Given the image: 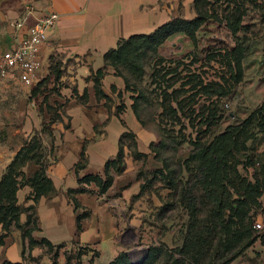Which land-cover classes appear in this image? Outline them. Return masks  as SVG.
<instances>
[{
  "label": "rangeland",
  "instance_id": "1",
  "mask_svg": "<svg viewBox=\"0 0 264 264\" xmlns=\"http://www.w3.org/2000/svg\"><path fill=\"white\" fill-rule=\"evenodd\" d=\"M216 1L212 0L213 9L218 10L222 15L227 4ZM245 3L247 14L242 20L243 28L236 37L223 24L211 20L199 32L197 47L184 34H176L167 40L160 49V55L165 61L164 65H172L176 68L178 63H181L178 73H181L182 76L188 75L187 77H189L190 71L192 75H197L201 80L203 79L205 83L211 81L223 83L229 92L221 98L197 95L194 99L195 104L191 108L195 112L189 110L192 113V120L189 119L190 116L187 118L181 114L179 115L180 121L172 120L166 114L161 115L163 111L154 99L152 90L155 88V84L152 83L151 71L148 70V75L142 86L150 96L151 104L143 105L142 120L146 127L138 121L143 128V134H140L139 137L146 144L148 142L154 143L157 141V134L159 133L163 137L167 149L160 151L159 159L156 158L155 153L150 148L151 154L143 153L145 157L135 159L132 151L126 148L125 171L122 175L120 174L124 179L115 186L119 176L117 173H112L114 176L113 186L104 195L99 193V188L95 187L94 184H78V188L81 186L86 189L85 193H89L92 197L101 198L106 203L107 210L113 216L117 227V244L122 251L129 254L132 264H141L146 259L150 248L160 246H164L163 252L154 264H166L169 257L166 255V251L184 247L188 236L191 221L187 210L179 204L178 198L167 188L164 180L154 179L152 172L163 168L162 161L168 162L171 169L179 171V166L183 165L193 149L189 140H195L199 137L200 142L209 143L214 136L224 132L229 126L243 124L264 103V21H262L264 0H245ZM173 5L166 3L165 6H161V9L166 13L167 22L174 17L181 16L191 19L196 16L193 3L187 6L181 0L180 5L175 3ZM236 48L238 49L235 52L236 57L241 58L242 63L240 82L232 77L233 72L226 67L227 60H221L222 55L230 53ZM77 65L78 63L74 60L65 63L61 56H55L49 62V68L44 67L41 79L34 87L25 88L20 83L14 85L16 89L15 99L7 105L10 106L7 107L9 116L4 121H0V129H4L1 133L0 142L4 150L8 152L7 162L9 159H14L13 154H17L26 143L37 136L41 139L43 147L38 150V153L42 152L45 155L47 171L58 170L68 150L76 151L78 147L86 150L90 144L107 136L105 133L108 134L106 127L109 122L98 123L94 127V135L79 143L80 146L77 143L69 144L64 137L72 125L70 117L65 112L67 104H61L57 98L69 101L66 96L62 95L63 91L66 88L76 90L73 78ZM109 74L112 75V70ZM224 79H226V83ZM180 85L181 82L177 84L176 88H180ZM188 88L190 86H186L185 89ZM191 93L193 92L190 91L188 94L181 95V99ZM132 94V92H124L122 99L114 95L107 102V107L112 110L115 105L123 104L125 107L123 112L127 108L122 114L124 116L127 112L132 111L130 110V106L133 104ZM77 100L80 103L86 101L80 97ZM214 106H217L218 115H221L223 119L219 125L208 130L204 124V119L207 117L208 110L213 109ZM15 107L16 110L18 108L21 110V120L14 123L12 113ZM208 107L210 108L208 109ZM118 119L124 131L133 132L125 119L122 117ZM125 143L129 145L131 142L126 140ZM246 147L247 150H242L239 156L243 163H247L248 158L256 162H264V132H261L260 128L255 129L250 134V140ZM137 151L139 152L138 146ZM34 166H36L35 163H29L24 168V173L26 171L28 173ZM256 167L259 165L257 164ZM74 168L75 166L73 167L75 172ZM86 168L80 170L79 175L75 172L78 179L83 177L80 175ZM240 170L243 177H248L253 181L251 171L245 170L243 165L240 166ZM104 172L102 170L96 174L104 178ZM85 173L87 174V172ZM181 174L182 179L189 177L187 171ZM143 186L146 188L141 193ZM68 191L62 184L60 191L57 190L56 194L43 199L44 203H53L55 197L60 194L64 197L62 198L64 206L75 209L77 195H68ZM260 203L261 207L252 213L251 225L257 241L231 264H264V196L260 199ZM32 204L31 202L29 205ZM79 205L78 213L75 211L76 216L87 212L88 217L83 221H88L91 218V210L85 209L81 204ZM41 207H37L39 225L42 220ZM200 208L199 220L204 221L207 219L211 207H205L202 203ZM200 221L197 222L198 225ZM257 224H261L262 229H258L255 226ZM39 227L40 230L33 233L35 237L41 232V225ZM12 232L17 233L19 231L13 228ZM197 234L198 232L195 231V240L187 242L186 245L188 248L190 247V251L200 256V262L197 264H209V261L214 257V249L212 248L215 247L214 238L209 234L204 236L206 235L204 230L201 234L199 233L202 237L197 236ZM112 237L110 236V238ZM63 244H65L64 247L59 251L50 250L46 246L37 247L34 257L29 255L27 248L24 263L106 264L103 262V252L98 250L97 244L87 245L91 247H81L76 240ZM100 245L106 248L109 246V242L103 241ZM26 247L28 246L26 245Z\"/></svg>",
  "mask_w": 264,
  "mask_h": 264
},
{
  "label": "trees",
  "instance_id": "2",
  "mask_svg": "<svg viewBox=\"0 0 264 264\" xmlns=\"http://www.w3.org/2000/svg\"><path fill=\"white\" fill-rule=\"evenodd\" d=\"M216 2L227 4L222 15L218 10L213 9L212 0H194L195 17L191 19L181 16L174 17L152 33L132 35L120 40L116 48L105 54V66L94 72L88 79L94 83L97 99H105L107 102L111 100L103 90V79L109 68L115 71L117 77L123 79L124 92L133 93L132 110L137 120L145 127L142 120L143 105L151 104V99L142 84L148 75V70L151 71L152 83L155 84L152 90L154 99L163 111L161 115L166 114L172 120H179L180 114L187 118L190 116L189 119L192 120L190 111L195 112L191 108L195 104L194 99L197 95L219 98L225 96L229 91L223 83L217 81L205 83L199 76L192 75L190 71L189 77L188 75L182 76L178 73L181 63H178L176 68L172 65H164L165 61L160 55L162 46L176 34H184L197 47L199 32L211 20L223 24L236 37L243 28L242 20L247 14L245 0H217ZM262 9H264V3ZM262 21H264V15ZM237 48L230 53L218 56H221V60H227L226 67L233 72L232 77L240 82L242 63L241 58L236 57ZM224 80L226 83V79ZM179 82H181V87L176 88ZM186 86L190 88L186 90ZM112 90L116 92V89ZM190 91L193 93L181 99V95L188 94ZM117 97L122 99L123 92L118 93ZM80 98L87 100L88 92L85 90ZM124 108L123 104L117 108L118 115L123 112ZM216 108L217 106H214L213 109H209L204 119L208 130L219 125L223 119L221 115H218ZM257 128L264 132V103L243 124L229 126L224 132L214 136L209 143L200 142L199 137L189 140L193 149L183 165L179 166V171L171 169L168 162L162 161L163 168L152 172L154 179L164 180L167 188L178 198L179 204L187 210L191 221L185 246L176 250H167L166 255L169 257L166 264H197L200 262V256L190 251V247L186 245L187 242L195 240V231L198 232L197 236L202 237L200 234L204 230L206 233L204 236L209 234L214 238L215 247H212L214 257L209 264H231L257 241L251 227L252 213L261 207L260 199L264 196V162H256L248 158L247 163H243L239 157L242 150H247L246 144L250 140V134ZM157 136V141L151 143L150 149L159 159L160 151L167 149V145L159 133ZM126 140H130L131 143L126 145ZM41 147V139L34 136L20 149L0 180V229L2 231L0 246L5 244V239L13 228L21 231L24 242V260L27 248L31 255L32 251L40 246L59 251L65 245L55 246L49 240H37L33 235L34 232L40 230L37 207L43 198L51 197L56 193L54 183L48 175L45 155L42 152L38 153ZM126 148L132 151L135 159L145 157L137 151L136 135L131 131H125L120 139L117 156L107 161L105 165L104 178L99 175H85L79 177L78 184H94L99 188L101 195L106 194L114 183L112 173L120 175L125 171ZM29 163H35L38 166L31 177H27L23 171ZM257 164L259 167H256ZM241 165L248 172H252L253 181L242 176ZM86 167L87 157L83 149L81 161L75 165L74 170L79 175V171ZM184 171L189 174L187 179L181 178V173ZM26 186L32 189L26 201L31 200L33 203L27 207L19 204L18 201L19 190ZM145 188V186L142 187L141 193L145 191ZM85 192L86 189L80 186L78 189L69 190L68 195ZM202 203L205 207H211L204 221L199 220ZM75 209L78 213L80 205L76 199ZM22 215L27 216L25 223H21ZM87 217V212L77 214V235L83 231L82 222ZM198 221H200L199 225ZM163 247L150 248L146 259L141 264H154L161 257ZM110 264H132V260L127 252H123Z\"/></svg>",
  "mask_w": 264,
  "mask_h": 264
},
{
  "label": "crops",
  "instance_id": "3",
  "mask_svg": "<svg viewBox=\"0 0 264 264\" xmlns=\"http://www.w3.org/2000/svg\"><path fill=\"white\" fill-rule=\"evenodd\" d=\"M193 2L194 0H182V3L187 6ZM166 3L172 6H174L173 3L180 5L181 0H0V54L14 49L21 34L46 14L55 12L60 17L56 29L51 32L48 42L42 47L41 57L46 68H49V62L55 56H61L65 63L72 60L78 63L73 78L76 93L71 88H66L62 95L66 96L69 101L57 98L61 104H67L65 112L70 117L72 125L64 135L66 141L69 144L84 142L86 138L94 135V127L98 123L109 122L106 127L108 134L105 133L107 136L86 147L87 171H83L80 176L97 175L96 173L105 169L109 159L117 156L120 139L125 132L120 125L119 117L125 119L133 133L137 135L139 152L151 154L149 149L151 142L146 144L139 137L143 134V128L132 110V105L130 106L132 111L122 116L126 108L118 115L116 107L118 108L120 104L115 105L112 110L109 109L105 99H97L94 83L88 79L94 72L105 66V54L116 48L120 40L132 35L152 33L165 24L167 22L166 13L161 6H165ZM28 6L32 7L31 12L27 10ZM25 17L27 18L25 27L17 31L13 23ZM110 70H112V75L109 74ZM16 83L19 82L7 79L0 85V121H4L9 116L7 107L10 106L7 105L15 99L14 85ZM113 88L116 89L115 93ZM124 89L123 79L117 77L115 71L109 68L103 79L104 92L112 99L114 95L124 93ZM85 90L88 92V99L80 103L77 98L81 97ZM12 114L14 123L21 120L19 108L16 110L15 107ZM3 131L4 129H0V141ZM82 150L80 147L76 151L68 150L59 169L48 171L56 192L60 191L62 184L66 191L78 188V178L73 167L81 161ZM7 156L8 152L4 150L0 142V180L10 162L13 161L12 158L7 162ZM37 169V166L31 167L29 171L31 173L26 171V176L31 177ZM121 175L118 174L115 186L124 179ZM31 193L32 189L29 186L19 190V204L25 203L26 207L29 206L32 201H26V199ZM55 198L51 204L44 203V198L39 204V208L42 206L40 209L42 220L40 222L41 232L36 235L37 240L47 239L55 246L73 240H76L81 247H91L87 245L97 244L98 250L103 252L102 258L106 264H110L125 252L117 244V227L103 199L92 197L89 193L76 196L79 204L91 210V218L83 221V231L77 235L75 209L64 206L62 195L59 194ZM26 219L27 216L22 215L21 223H25ZM19 232L11 231L5 239V244L0 246V264L6 262L25 264L22 233ZM110 236L113 237L110 238ZM103 241H108L109 246L103 248L100 245ZM36 250L34 249L31 253L33 257Z\"/></svg>",
  "mask_w": 264,
  "mask_h": 264
},
{
  "label": "built area",
  "instance_id": "4",
  "mask_svg": "<svg viewBox=\"0 0 264 264\" xmlns=\"http://www.w3.org/2000/svg\"><path fill=\"white\" fill-rule=\"evenodd\" d=\"M27 10L32 11L28 6ZM59 15L50 12L29 26L19 38L17 46L0 54V85L7 79L18 81L25 88L34 87L41 79L44 64L41 57L42 47L48 42L59 22ZM27 18L13 23L19 31L26 25ZM262 229L261 224L255 225Z\"/></svg>",
  "mask_w": 264,
  "mask_h": 264
}]
</instances>
